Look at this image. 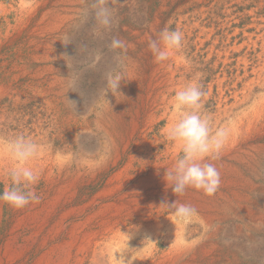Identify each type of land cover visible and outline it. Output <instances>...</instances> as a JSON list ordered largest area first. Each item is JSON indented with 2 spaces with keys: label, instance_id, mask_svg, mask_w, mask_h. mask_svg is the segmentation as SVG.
<instances>
[{
  "label": "rangeland",
  "instance_id": "obj_1",
  "mask_svg": "<svg viewBox=\"0 0 264 264\" xmlns=\"http://www.w3.org/2000/svg\"><path fill=\"white\" fill-rule=\"evenodd\" d=\"M105 2L113 26L97 35L92 0H0V193L16 166L4 141L40 146L29 162L38 202H0V264H264V0ZM56 14L66 33L47 30ZM165 28L184 40L157 62L148 45ZM113 38L126 47L111 50ZM108 73L123 96L101 92ZM188 83L204 92L212 132L226 133L205 161L221 176L213 196L174 195L164 180L183 154L168 131ZM175 200L195 215L160 206Z\"/></svg>",
  "mask_w": 264,
  "mask_h": 264
},
{
  "label": "clouds",
  "instance_id": "obj_2",
  "mask_svg": "<svg viewBox=\"0 0 264 264\" xmlns=\"http://www.w3.org/2000/svg\"><path fill=\"white\" fill-rule=\"evenodd\" d=\"M91 8L97 23V35L110 31L113 26L114 9L108 6L105 0H92ZM183 40L184 35L181 31L165 28L160 31L157 39L149 42L148 47L157 62H164L168 60L172 51L182 47ZM69 43L71 40L66 38L63 45L67 46ZM125 47V42L118 38H113L109 44L111 50ZM63 57L71 61L67 54ZM115 59L119 63V53L115 54ZM61 78L67 80L69 75L67 78ZM121 81L122 77L118 74H106L105 87L101 89V92L106 96L109 93L113 96L114 94L123 96L119 91ZM77 86V80L72 79L69 84L70 89L74 91ZM203 96L204 92L198 84L188 83L178 89L173 98L175 107L183 112L182 118L168 131V138L181 145L183 153L174 167L165 171V183L172 185L171 190L174 195H182L187 188H194L202 191L206 196H213L221 184L220 172L216 166L205 161L207 158L217 159L219 157L226 133L223 130L213 133L209 120L201 115ZM67 101L75 105L68 99ZM4 144L9 156L16 162V166L9 172L12 186L0 193V202L14 209H23L30 202L39 200L32 190V186L39 181V173L29 166V162L38 156L40 146L24 135L6 140ZM162 205L172 209V215L179 220L187 221L195 215V209L192 206L178 203L177 200L171 205L167 202L160 206Z\"/></svg>",
  "mask_w": 264,
  "mask_h": 264
},
{
  "label": "bare ground",
  "instance_id": "obj_3",
  "mask_svg": "<svg viewBox=\"0 0 264 264\" xmlns=\"http://www.w3.org/2000/svg\"><path fill=\"white\" fill-rule=\"evenodd\" d=\"M68 17L65 15V14H56L54 16H52L50 18V21L48 22L47 24V30H55V29H63V32H67V30L65 28H63L64 26V23L66 22L65 20L67 19ZM49 57V53H47L45 55V58H48ZM139 63L136 62L135 60H129L128 62V67L127 70H126V75H127V78H130V79H134L136 77V74H137V69H135V67H138ZM249 139V138H248ZM231 150V149H230ZM223 153V152H222ZM263 154H264V151H263ZM231 170V169H230ZM217 200V199H216ZM200 202V201H199ZM219 203V202H218ZM207 204V203H205ZM217 204V203H216ZM223 204V203H222ZM224 205V204H223ZM196 206V205H195ZM214 206V205H213ZM209 208V207H207ZM223 209L227 210L229 209V206L228 205H225L223 206ZM224 214V213H222ZM212 215V214H211ZM206 216V222L208 223L209 226H212V224L214 223V221H216L217 217L215 216ZM223 218V217H222ZM221 219V218H220ZM204 246V245H203ZM205 247V246H204ZM203 247V248H204ZM202 248V249H203ZM201 249V248H200ZM200 251V250H199ZM199 263V262H198ZM182 264H188V263H182ZM191 264V263H190Z\"/></svg>",
  "mask_w": 264,
  "mask_h": 264
}]
</instances>
